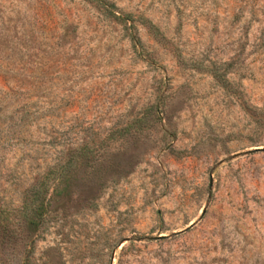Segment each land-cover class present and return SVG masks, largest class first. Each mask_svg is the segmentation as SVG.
Returning a JSON list of instances; mask_svg holds the SVG:
<instances>
[{
    "label": "rangeland",
    "instance_id": "rangeland-1",
    "mask_svg": "<svg viewBox=\"0 0 264 264\" xmlns=\"http://www.w3.org/2000/svg\"><path fill=\"white\" fill-rule=\"evenodd\" d=\"M104 1L0 0V264H264V0Z\"/></svg>",
    "mask_w": 264,
    "mask_h": 264
},
{
    "label": "trees",
    "instance_id": "trees-1",
    "mask_svg": "<svg viewBox=\"0 0 264 264\" xmlns=\"http://www.w3.org/2000/svg\"><path fill=\"white\" fill-rule=\"evenodd\" d=\"M89 3L94 4L96 7L103 10L108 16L113 17L115 20L120 22H130L131 18L126 14H114V6L107 3L104 0H85ZM147 28L151 30V26L147 24ZM48 175V176H47ZM62 172L60 170H52L45 175L39 182L34 183L23 193L22 202L20 205V214L26 219L27 226L35 230L40 224V218L44 211L43 199L49 185H55L59 183V179H63ZM54 193V188L52 190Z\"/></svg>",
    "mask_w": 264,
    "mask_h": 264
},
{
    "label": "water",
    "instance_id": "water-1",
    "mask_svg": "<svg viewBox=\"0 0 264 264\" xmlns=\"http://www.w3.org/2000/svg\"><path fill=\"white\" fill-rule=\"evenodd\" d=\"M204 210L201 211V215L203 214Z\"/></svg>",
    "mask_w": 264,
    "mask_h": 264
}]
</instances>
